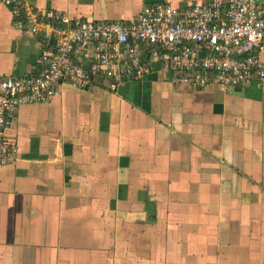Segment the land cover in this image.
Listing matches in <instances>:
<instances>
[{
    "label": "crops",
    "instance_id": "obj_1",
    "mask_svg": "<svg viewBox=\"0 0 264 264\" xmlns=\"http://www.w3.org/2000/svg\"><path fill=\"white\" fill-rule=\"evenodd\" d=\"M161 1L205 0L28 3L117 20ZM42 45L0 0V76L36 72ZM155 65L117 91L65 84L20 108L0 264H264V83L197 89Z\"/></svg>",
    "mask_w": 264,
    "mask_h": 264
},
{
    "label": "built area",
    "instance_id": "obj_2",
    "mask_svg": "<svg viewBox=\"0 0 264 264\" xmlns=\"http://www.w3.org/2000/svg\"><path fill=\"white\" fill-rule=\"evenodd\" d=\"M17 26L42 37L36 72L0 76V166L19 152L10 134L20 108L49 102L68 84L117 91L141 80L156 64L171 80L225 89L264 83V0H205L177 6L153 2L131 19L72 18L2 0ZM155 65V66H156Z\"/></svg>",
    "mask_w": 264,
    "mask_h": 264
},
{
    "label": "rangeland",
    "instance_id": "obj_3",
    "mask_svg": "<svg viewBox=\"0 0 264 264\" xmlns=\"http://www.w3.org/2000/svg\"><path fill=\"white\" fill-rule=\"evenodd\" d=\"M213 85H215V86H214L215 89H216V88H219V87H218V86H219L218 84H213ZM257 85H258V80H257V79L252 80V84H251V86L257 87ZM197 89H202V88L197 87Z\"/></svg>",
    "mask_w": 264,
    "mask_h": 264
}]
</instances>
